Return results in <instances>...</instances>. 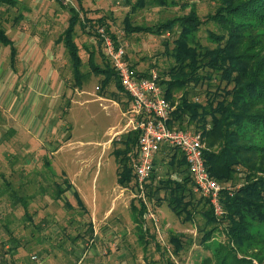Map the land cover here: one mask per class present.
<instances>
[{"label":"trees","instance_id":"16d2710c","mask_svg":"<svg viewBox=\"0 0 264 264\" xmlns=\"http://www.w3.org/2000/svg\"><path fill=\"white\" fill-rule=\"evenodd\" d=\"M56 1L69 13L67 24L56 43H62L65 48V59L71 66L75 87L82 88L90 72L101 74L99 91L102 93L109 83L114 82L125 94L124 99L117 97V101L126 111L131 97L124 91L115 68L103 51L98 28L104 27L116 40L118 34L106 17L92 18L83 0ZM125 2L130 4L131 0ZM21 3V0H0V7L5 6L0 10V43L11 48L12 65L17 59V47L8 35L5 21L9 20V11L20 7ZM147 3L172 7L180 2L135 0L131 11ZM180 5L189 11L154 25L134 23L127 14L123 20L121 39L139 33L173 35L172 40L163 39L164 53L171 61L160 71L157 70L165 97L173 106L167 124L201 134L206 169L213 179L224 186L219 194L223 213L216 214L210 198L195 191L183 152L176 146L163 145L154 157L153 168L145 185L146 201L139 196L130 200L134 234L146 257L149 251L151 254L156 251L160 254L158 260L165 264H176L171 256L186 254L196 238L185 232H170L167 245L161 243L154 220L147 219L145 214L152 211L151 205L154 204L156 209V205L165 203L183 224L195 226L199 244L210 250V255L205 256L201 264H264V0H214L213 10L205 17L199 15L195 2H181ZM24 19L22 12H19L12 22L17 26ZM211 22L216 26L215 30H208L207 35L214 44L212 47L196 39L201 26ZM78 28L89 37L81 46L76 40ZM127 47L125 58L132 72L137 77L149 76L155 65L139 69L138 62H130ZM81 50L87 53V72L82 70ZM96 54L102 57L103 65L97 63ZM139 138V130L127 129L111 140V153L117 163V183L129 187L134 193L138 192L134 164L138 159ZM43 159L46 171L41 174L44 179L51 180L49 183L54 190V200H64L67 208L72 209L73 204L66 198L71 191L81 214L88 215L89 209L66 172L62 171V179L56 180V173L50 168V159L48 156ZM6 184L9 185L8 182ZM12 195L16 200L14 205L21 204L19 206L27 221L24 227L32 228V238L35 237L33 232L46 231L56 224V221L50 220L48 212L41 213V208L29 207V200L34 203L38 199H48L47 190L42 184L40 194H30L28 198L18 197L15 192ZM9 224L3 225L5 234L0 240V264H29L30 253L36 248L35 253L32 252L36 257L34 259L39 257L43 261L50 257L52 247L61 245L68 251L70 248L64 247L67 240L73 245L69 253L74 256L68 263L76 264L85 257L75 256V249L80 245L89 246L95 240L91 219L80 223L75 235L62 227L64 236L56 233L54 246L50 240L46 242V239H51V234L43 236L42 241L39 234L36 241L38 247H33L31 240L26 238L25 229L17 233ZM57 229H61L58 223ZM219 235L221 238L218 239ZM40 243H51L52 247ZM20 249L29 254L25 260L17 256Z\"/></svg>","mask_w":264,"mask_h":264},{"label":"rangeland","instance_id":"374dc122","mask_svg":"<svg viewBox=\"0 0 264 264\" xmlns=\"http://www.w3.org/2000/svg\"><path fill=\"white\" fill-rule=\"evenodd\" d=\"M125 1L83 0V4L90 10L89 15L92 18L106 17L117 34L123 31V20L127 14H130L134 23L154 25L188 12V8L182 9L181 2L188 4L195 2L201 17H205L214 7V0H177L180 3L172 7L147 3L132 12L131 5L135 0H131L130 4H126ZM21 2L20 7L9 11L7 15L9 20L5 21V25L11 39L12 36L16 38L22 36L23 40L16 41V46L21 52L24 48L23 61L17 59L16 66L12 68L11 48L0 43V240L5 234L3 225L10 222L9 226L13 231L18 233L23 229L26 230L24 232L26 238L31 240L33 247L39 245L36 243L39 234L41 241L43 236L51 234V239H46V242L51 241L54 246L55 234L64 236L62 227H66L67 232L75 235L80 223L91 219L94 233L97 232L101 242L96 240L95 244L86 247L80 245L75 249V256L78 257L86 252L82 264H93L92 258L96 253L101 257L100 261L103 264H165L158 260L160 254L156 251H153V254L149 251L146 257L137 241L129 207L133 190L131 191L129 187L123 190V194L119 195L115 203L109 199L98 198L102 191V194L107 195L106 192L110 193L114 186L116 188L114 193L120 191L117 186V163L111 153L112 146L109 141L114 137L111 135L115 131L121 127V130L125 129L127 117L117 101V97L124 99L125 94L114 82L109 83L101 93L99 87L103 75L94 72L89 73L90 77L82 88H76L71 66L65 59L63 44L49 45V47L38 45V40L29 36L30 33H37V36L42 37V40L44 37L46 42L59 36L67 24L68 10L56 0H21ZM31 7L34 11L29 12ZM4 8L0 7V10ZM38 11H43V19L40 17L38 20ZM19 12L29 19L20 22V26H14L12 19ZM42 23H46L47 33L43 34L40 31L45 26ZM40 25H43L41 29L38 28ZM211 29H216L212 22L201 26L196 34L197 41L207 46H214L207 38L208 30ZM77 32L76 40L81 46L89 37L83 34L80 28ZM164 38L172 40L173 35L139 33L125 38L130 62H138L139 69L155 65L153 68L160 71L166 67L171 58L164 53ZM170 46H173L172 42ZM81 55L82 70L87 72L89 71L87 53L81 50ZM96 61L99 65L104 64L99 54H96ZM56 148L57 150L51 153ZM47 156L51 161V170L56 173V180L60 181L61 172L65 171L69 179L86 193L85 198L91 209L88 215L81 214L76 199L70 193H67L66 198L73 204L72 209L67 208L64 200H54V190L49 183L51 180L44 179L41 174L46 171L43 157ZM41 184L47 190L48 199H38L34 203L33 200H29V207L41 208V213L48 212L50 220L56 221V224L46 231L33 232L35 237L32 238L30 235L32 228L24 227L25 222L27 223L24 212L19 206L20 203L18 206L14 205L16 200L12 193L15 192L18 197L28 198L30 194L33 196L40 194ZM101 187H103L102 191ZM153 205L151 209L159 218L160 230H162V235L157 234L162 244L167 245L170 232H185L196 238L186 254L179 257L171 256L172 260L176 264H201V260L210 255V250L199 244L195 226L190 223L183 224L165 203L156 205V209ZM110 206L114 208L112 215L101 219L104 211ZM71 222L73 224H70ZM148 222L150 223V220ZM57 223L61 228L59 231ZM124 230L127 236L122 238L118 234ZM67 241L64 247L70 248L68 251L61 245L53 248L51 243H40L53 248H50V257H46V264H68L69 260L74 259L69 253L73 245L69 240ZM111 242L121 244L123 251H109L108 246ZM28 245L30 244L26 246ZM36 249L31 251L30 256L27 251L20 249L17 256L24 260L29 256V264H45L39 257L34 259L32 252ZM105 249L108 250L107 254L103 253ZM154 259L158 261L153 262Z\"/></svg>","mask_w":264,"mask_h":264},{"label":"built area","instance_id":"2783aa9c","mask_svg":"<svg viewBox=\"0 0 264 264\" xmlns=\"http://www.w3.org/2000/svg\"><path fill=\"white\" fill-rule=\"evenodd\" d=\"M98 32L103 40V51L115 68L124 91L131 97L125 129L140 131L138 159L134 164L138 192L133 194L145 199V185L153 168V160L161 146H176L185 155L189 170L195 184V191H200L210 198L216 214H222L219 201L220 191L224 186L213 179L206 169L203 158L204 143L199 132L190 129L169 127L173 106L165 97L156 69H151L149 76L137 77L131 70L126 58V40H122L123 32L118 33L116 40L108 34L104 27ZM145 217L153 219L157 230L159 219L149 210ZM34 258H36L34 256Z\"/></svg>","mask_w":264,"mask_h":264},{"label":"crops","instance_id":"0c3cea01","mask_svg":"<svg viewBox=\"0 0 264 264\" xmlns=\"http://www.w3.org/2000/svg\"><path fill=\"white\" fill-rule=\"evenodd\" d=\"M42 1V0H41ZM50 1H53V0H50ZM31 9V11H29V12H32V11H34L33 10V8L31 7L30 8ZM29 9V10H30ZM26 13V12H25ZM37 13H39V14H37L38 16H39V18H38V20L40 19V17H42V19H43V16H42V13H43V11H38ZM25 17V16H24ZM29 18L28 17H25V20H28ZM21 24V23H20ZM20 24L18 25V26H20ZM43 25H45L44 23H42ZM43 25H40V26H38V28L39 29H41L42 28V26ZM47 30H48V28H46V25L40 30L43 34L44 33H47ZM17 33H18V31H17ZM24 33V32H23ZM28 34V33H27ZM30 38H35V39H37L38 40V45H46L47 47H49V45H60V44H62V43H56V39L58 38V36L57 37H55L54 39H50L48 42H46L44 39V37H43V40L41 39L42 37H38L37 36V33H30ZM46 36V35H45ZM13 38H12V40L15 42V45H16V41H20V40H23V38H22V36L20 35L19 36V38H16L15 36H12ZM17 47V46H16ZM21 53V54H20ZM19 54H20V56H19ZM24 55H25V53H24V48H23V51L21 52L19 49H17V56H16V58L17 59H19V61H23V58H24ZM16 59V60H17ZM14 66H16L15 64L14 65H12V68H14ZM19 67V66H18ZM17 67V68H18ZM56 68V67H55ZM57 69V68H56ZM57 74L59 73V72H56ZM114 101H116V100H114ZM117 102V101H116ZM118 103V102H117ZM122 114H123V112H122ZM122 128V127H121ZM121 128H119L117 131H115L112 135H111V137L112 136H114L113 138H115V137H118L121 133H123L125 130H127V129H124V130H121ZM121 130V131H120ZM112 138V139H113ZM109 142H111V141H109ZM106 145H107V142H106ZM57 150V149H56ZM56 150H54V151H56ZM54 151H51V152H54ZM72 182V181H71ZM72 184H73V186H74V188L78 191V193L80 194V196H81V198L83 199V201H84V203L86 204V206H87V208L89 209V211H91V209H90V207H89V204L87 203V201H86V198H85V196H86V193L85 192H83V191H81L80 189H79V187H77L73 182H72ZM117 186L120 188V191L117 193H114L115 191H116V188H115V186H114V188L112 189V191L110 192V193H108V191L106 192L107 193V195L106 194H102L103 193V187H101V191H102V193H100L99 194V196H98V198H103V199H109V200H111V202H113V203H115V201L118 199V197H119V195H121V194H123V190H125V189H128V187H124V186H121V185H119L118 183H117ZM132 191V190H131ZM122 192V193H121ZM68 193H71V191L70 192H68ZM132 197H134V194H133V191H132V194H131V199H132ZM96 199H97V197H96ZM99 201H101V199H99ZM96 211H97V208H96ZM96 211H95V213H96ZM114 212V208H113V206H110L107 210H105L104 211V214H102L101 216H102V218L101 219H106V218H108L109 216H111L112 215V213ZM131 216V215H130ZM149 219V218H148ZM159 219V218H158ZM132 220V219H131ZM158 225H159V227L161 228V226H160V224L158 223ZM157 229V228H156ZM119 232H117V234H118ZM157 233H158V235L159 234H161L162 235V230H157ZM97 232L95 231V233H94V243L93 244H95L96 243V240H97V242H101V240H100V237H97ZM118 235H120L122 238L123 237H125V236H127V232H126V230H124L122 233H119ZM113 236H115V235H113ZM159 237V236H158ZM121 238V239H122ZM160 238V237H159ZM160 240V239H159ZM92 245V244H91ZM98 247V246H97ZM96 247V248H97ZM99 248V247H98ZM122 245L121 244H119V243H109V246H108V249H109V251H113V252H119V251H123L122 250ZM77 249V248H76ZM78 251H79V249H78ZM84 253V255H85V253L86 252H83ZM104 254H107L108 253V250L107 249H105L104 250V252H103ZM84 255H82L81 256V258L83 259L84 258ZM100 259H101V257L99 256L98 257V255H97V253H96V256L95 257H93L92 258V262H93V264H103V262H101L100 261ZM84 261V260H83ZM81 259L80 260H78L77 261V263L76 264H82V262H83ZM43 263H45L46 264V259L45 260H43L42 261ZM18 264H21V262H19ZM35 264V263H34ZM39 264V263H38ZM69 264V263H68Z\"/></svg>","mask_w":264,"mask_h":264},{"label":"bare ground","instance_id":"6f19581e","mask_svg":"<svg viewBox=\"0 0 264 264\" xmlns=\"http://www.w3.org/2000/svg\"><path fill=\"white\" fill-rule=\"evenodd\" d=\"M128 46V45H127Z\"/></svg>","mask_w":264,"mask_h":264}]
</instances>
